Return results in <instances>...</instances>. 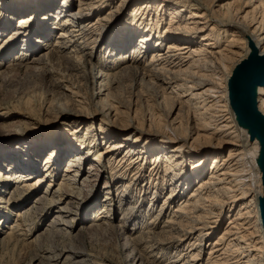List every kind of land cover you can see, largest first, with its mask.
Wrapping results in <instances>:
<instances>
[{
  "label": "bare ground",
  "instance_id": "obj_1",
  "mask_svg": "<svg viewBox=\"0 0 264 264\" xmlns=\"http://www.w3.org/2000/svg\"><path fill=\"white\" fill-rule=\"evenodd\" d=\"M69 3L0 0L1 45L19 55L17 60L32 54L26 65L23 61L15 65L17 69L23 66L25 73L38 74L47 94L56 97L62 106L77 105L76 110H63L65 116H76L72 118L76 120L72 135L80 143L79 149L70 148L73 161L65 170L62 187L54 191L47 188L32 209L19 213L20 219L0 235V252L24 244L35 222L51 215L50 229L42 233L41 240H36L35 258L47 264H88L89 259L115 263L117 259L112 260V254L96 256L87 252L83 234L73 235L69 230L73 227L71 215L78 212L59 206L64 198H69L72 206L82 196L84 184L91 182L88 178L107 175L104 189L110 205H103L105 227L100 231L109 230L106 224L111 225V219H116V207L120 206V224L115 230L109 228L117 239L130 234L120 246L123 264H264V70L245 71L264 57V0H123L118 10H113L114 0H79V12L75 14ZM133 6L135 36L127 29V39L133 38L125 42L119 39L122 35L112 33L114 53L105 64V71L101 68L94 72V65L93 71H86L84 64H92L91 45L113 26L117 30L123 14ZM96 16L99 17L91 24L85 23ZM52 20L60 31L48 48V58L46 54L38 57V48L31 44H38L40 38L48 40ZM16 36L22 37L23 43L8 45ZM155 38L154 47L147 48ZM131 52L130 63L119 74L107 71ZM150 53L149 60L143 63ZM48 61L52 63L49 66ZM29 62L35 65L30 66ZM57 70L59 78L54 80ZM0 82L9 83L1 77ZM63 82L71 83L74 90L60 93ZM88 82L99 88L90 92ZM124 85L130 89L140 86L141 92L146 93L148 105L143 115L148 128L132 123L134 118L130 115L136 118L140 114L133 109L134 103L123 106L114 100V92ZM86 91L91 106L99 99L97 104L101 108L95 114L101 117L98 130L107 146L105 150L102 143H97V135L91 131L93 126L80 129L94 114L80 111ZM162 99L168 106L164 122L153 112L161 110ZM184 105L186 111L182 109ZM177 107L185 115L181 118L179 114L172 120ZM25 113L14 109L18 117L13 126L23 133V139H11L9 143L17 145L3 151L4 162L23 144L33 147L31 150L39 146V151H48L65 142L60 138L42 141L39 133L48 132L45 126L50 121H42L41 126ZM112 113L126 118L120 125H110L106 117ZM10 135L13 137L12 132ZM193 137L196 143L191 141ZM228 149L227 155L220 154ZM56 155V151L51 153L46 164L51 178L60 174ZM92 155L95 164L80 184L77 173ZM106 158L111 172H100ZM27 160L26 166L17 164L15 172L7 173V178L14 176L18 180L13 190L16 195L9 199L13 203L19 201L17 197L28 200L34 190L30 180L35 178L36 171ZM19 171L27 173L18 175ZM189 185L194 188L184 192ZM1 191L0 202H7ZM98 195L99 192L92 195L89 207L98 202ZM54 207L58 208L55 215ZM8 216L9 213L3 216L4 222ZM165 216L166 221L160 226V217ZM100 217L96 212L94 218ZM49 234L61 235L66 241L48 244ZM207 243L210 248L204 256ZM168 254L169 260L162 262L161 258Z\"/></svg>",
  "mask_w": 264,
  "mask_h": 264
},
{
  "label": "rangeland",
  "instance_id": "obj_2",
  "mask_svg": "<svg viewBox=\"0 0 264 264\" xmlns=\"http://www.w3.org/2000/svg\"><path fill=\"white\" fill-rule=\"evenodd\" d=\"M61 1L63 0H58V3L61 4ZM69 3V9L72 13H78L79 12V0H68ZM116 3L113 5V10H118V8L121 6L123 0H114ZM135 10V6L129 8L128 10L125 11V13L123 14V17L121 18L122 21H120L121 26L117 28V30H115V26H113L112 30H107L105 31V33H103L102 35V39L97 42L96 44H92L91 45V50L93 51V57L91 58L92 64L88 63V64H84L85 70L86 71H93V65H94V72L97 71V69H101L103 68V70L105 71L106 69V63L109 61V57L112 56V54L114 53V47H111V43L115 37V35L112 36V33L116 32L117 36H121V38L119 39H123L125 40V42H127L129 39L133 38V36H135L134 34L137 33L135 31L136 27L133 26L134 24V20H133V13ZM108 13V11H107ZM77 15V14H76ZM107 15V14H106ZM31 17V16H30ZM99 16L94 17L92 20H89L87 22H85L86 24H91L92 21L94 22ZM130 19V20H129ZM3 20H0V22H2ZM133 21V22H132ZM52 23H50V27L51 28V36L48 38V40H43L40 38V42H38V44H34L32 43L31 45L36 46L37 52L36 55L39 56H43L46 54V57L48 58L49 56V52L50 49L48 50L49 46L55 41L56 37L58 36V32L60 31V28H56L57 25L55 26L54 21H51ZM129 23V24H128ZM113 25V24H112ZM17 28V26H16ZM31 28V27H30ZM128 29V31L132 32V35L129 39H127L128 35L125 34ZM15 28L12 30V32H14ZM29 30V29H28ZM28 30L26 32H28ZM120 31V33H118ZM122 31V32H121ZM134 32V33H133ZM126 35V36H125ZM264 38V35H263ZM36 38L34 37L33 40H35ZM22 37L16 36L13 37L11 42L8 45L11 44H16V45H20L23 43L22 41ZM32 40V41H33ZM127 40V41H126ZM156 41L155 40L152 41V43L150 45H147V48H153V42ZM26 41H24L25 43ZM34 42V41H33ZM138 43V41H136ZM77 43V42H76ZM12 47V46H11ZM9 48V47H8ZM8 48L4 47L3 45H1L0 43V50L2 49V51H0V77L3 78H7V81L9 82L8 84H3L2 82H0V115L3 118H0V172H2V177H0V191L3 194L4 197L8 198L7 202H0V217L5 216L7 213H9L8 219L6 222H4L5 217H3V220L0 222V235H2L3 233L6 232V230H9V227L11 226L12 223H15L16 220H19V213L25 209L31 208L33 205H36L35 203L38 201V198L40 196H42L45 191L47 190V188H51L53 191L54 190H58L60 189L62 186V179L65 176V174H67V172L65 171L66 168L70 165V162L72 160V155L70 156V148L72 147V149H79V141L77 140V138H75V135H72L74 132V127L75 122L76 121V116H65L64 114V110L63 109H69V111L73 109H77V105L74 106V104H69L67 105V107L62 106L59 102V100L54 97L53 95H49L46 92V89L44 88V84L41 80V78H39L38 74H28L29 72H26V67H21L20 70L17 69V65L21 64V62L23 61V65H26L28 63V61L31 58L32 54H28L25 56V58L22 59H16L19 57V55H14L12 52H9ZM7 49V50H6ZM117 50H121V48H117ZM113 51V52H112ZM112 52V54H111ZM11 53L14 55L12 56ZM31 55V56H30ZM132 55L133 53L131 52L128 56V58L126 57V59L124 61L119 62L117 65L112 64V66L110 67L109 71L110 73H120L123 68V66H125L127 63H130V60L132 59ZM150 54H148V56L146 57V59H144L143 63H145L146 61L149 60L150 58ZM104 61H106L104 63ZM49 63L52 64L51 62L48 61V66ZM80 64V61L78 62ZM104 63V66H103ZM30 66H34L35 63L33 62H29ZM108 64V63H107ZM16 65V66H15ZM95 65L99 66L100 68L96 67ZM60 71L57 70L56 72H54V80H57L59 78V73ZM87 73V72H86ZM62 84V89H58V91H60V93H65L68 94L69 92L73 91L74 89L72 88V84L71 83H67V82H63ZM89 87V91L91 92H95L97 90V88H99V86H93L91 83L88 82ZM125 86V85H124ZM92 87V88H91ZM73 89V90H72ZM141 87L138 86L137 88L134 89H130L127 88L126 86L123 88L118 89V91L114 92V100L119 102L120 105L125 106L127 103H134L136 105V107H133L134 110L138 109L139 110V115L133 116V114H131V118H134V120H132L133 124H140L142 127L144 128H148L149 123L145 120V116L143 115V111L145 113V108H147V98L146 93L145 94H141ZM85 95V99H83L82 101H85L84 103V107L82 109H80L81 112L84 113H93V115H91V118H87L86 120H88V123L85 125L80 126V129H86L87 127L93 126V128H91V131H93V134L97 135L96 141L98 144H103L102 145V150H105L107 148L106 144L104 143V141L102 140V136L100 134V127L101 125V117L99 113L95 112L101 108L99 104H97L99 102V99L97 100V103H95L94 107L91 106L89 100H87V98L89 97V95H87V91L85 92V94L83 93V96ZM58 97V96H57ZM81 100V99H79ZM103 100L108 101V99L104 98ZM139 100V101H138ZM161 102H163L160 105V109H154V113L156 114V116L159 118V120H161V122H164L163 120L165 119V115L166 111L168 109V106L165 102V100L163 101V99L161 100ZM16 106V107H15ZM138 106V107H137ZM13 108V109H12ZM20 108L21 112H26L25 114H27V116H29L31 119H33L35 122H40L41 126L43 125L44 121H50V123L45 126V129L48 130V132L43 133L40 132L39 135H41V140L43 141H49L52 142L57 138H60V141H65L62 145L61 144H55V148H53L52 150H48V151H39L40 149L39 146H37V148L31 150L33 147L31 146H27L26 144L22 145V148H18L15 149V153L11 156L10 159H7L6 162H4V158H3V151L4 150H8L10 148V145H17L16 143L10 144L11 141L13 139L16 138H21L22 137V132H20V130L17 128V126H13V120H15V118H17L18 116H16V114H14V109ZM181 108V107H180ZM179 107H177V110L175 111V113L172 115V117L170 119L174 120L175 118H177L180 114V117L183 118L185 115L184 112H179ZM47 109V110H46ZM183 111H186V106L184 105L182 107ZM36 115V116H35ZM162 117H160V116ZM182 115V116H181ZM43 118V119H42ZM75 118V119H72ZM126 117H122V116H114V114L112 113L111 117H106L108 124L116 126V125H120V123L125 119ZM148 118V117H146ZM71 119V120H69ZM43 121V122H42ZM69 121V123H68ZM57 122V123H56ZM160 122V123H161ZM93 124V125H92ZM164 124V123H161ZM9 127V128H6ZM11 132L13 133V137L10 135ZM61 132V133H60ZM181 132V131H180ZM7 133V134H6ZM15 133V134H14ZM85 133V131L83 132ZM83 133H80L83 134ZM181 135H185V132L182 131ZM44 134V135H43ZM46 134V135H45ZM51 134V135H50ZM195 137L192 138L191 141H194ZM12 139V140H11ZM50 139V140H48ZM194 139V140H193ZM100 140V141H99ZM130 141L133 142L134 138L131 137ZM196 141V140H195ZM194 141V143H196ZM8 142V143H7ZM10 142V143H9ZM74 142V143H73ZM4 144V145H3ZM57 145V146H56ZM106 146V147H105ZM28 148L31 152L27 153V149ZM60 149V150H59ZM68 150V151H67ZM54 151H56V158H54L59 164V171L60 174L58 175H54L52 178L51 176H49V173L47 174L46 172V164L48 162V159L51 156V153H53ZM229 149L225 150L224 152H221L220 154H222V156L227 155ZM34 152V153H33ZM24 159H29L32 163V167L34 168V170L36 171L34 173L35 178L30 180V182L32 184H34V190L29 194V199H23V198H19V201L13 203V201H10L9 199L11 198V196L16 195L13 190L15 189V184L17 183V179H14V176H11L10 178H7V176L9 174H7L8 172H15L16 170V166L20 165V166H26V160L23 161ZM93 158L94 155L88 157V159L85 161V163L82 165V171L80 170V172L77 173V180L80 184L84 183L85 178H87L86 176L88 175L89 172V168L92 167V164H95L93 162ZM53 159V160H54ZM27 160V161H29ZM73 161V160H72ZM79 162V161H78ZM103 169L100 172H111L110 171V163H109V159L106 158L103 162ZM8 164H11V166L9 167ZM18 164V165H17ZM210 161L208 162V167H210L211 165ZM15 167V168H14ZM150 166L147 167V170ZM32 168V169H33ZM146 170V171H147ZM26 171H19V174H26ZM150 171H148L149 173ZM72 175H74V172H72ZM108 176H104V177H93V178H88L89 181L91 182H87L86 184H84V188H83V194L80 198H76L75 201L73 202V205L70 206V199L69 198H64L61 202V204H59V206L62 207H71L76 213V214H72L71 216L73 217V227L72 229L69 228V230L71 231V233L73 235H80L83 234L84 238H85V249L87 250L88 253H92V255L96 256H102L104 255H108V254H112V260H116L117 261L115 263L110 262V261H106L104 259H102L101 261H95V259H89V263H94V264H123L121 262V254H120V246L122 244H124L126 241H128L130 234L126 235V237L124 235H122V237L120 238H115L112 236V229L117 228V225L120 224V220L122 219V208H120V206L116 207V219L112 218L111 220L113 221L111 225H109V223L106 224V229L109 230H105V232H102V230L100 231V229L103 226V222H105V217H102L105 215L106 212H103V205H110L109 201L107 200L108 196L106 194V190L104 189L105 185L107 184L108 181ZM7 181H4L6 180ZM80 179V180H79ZM195 183V182H194ZM193 183V185H194ZM194 187L192 185L187 186L184 189V192H190ZM167 190H165L166 192ZM99 192L98 197L96 198V201H98L96 204H94L93 206L89 207L88 201L91 197H93L92 195H95L96 193ZM21 195V194H20ZM19 194H17V196H20ZM117 193L114 192V196H116ZM88 198V199H87ZM5 200V199H4ZM117 200V197H116ZM115 200V201H116ZM117 203V202H116ZM118 205V203L116 204V206ZM161 205V202H160ZM112 208V206H110ZM173 207H175V205L173 204ZM110 208V209H111ZM156 206L154 208V212L156 210ZM113 210V209H112ZM58 211L57 207L52 208V213L55 215ZM96 212L102 217H100V219H95L94 215L96 214ZM153 212V211H151ZM111 212H109L108 214H110ZM153 213L150 214V216H147L146 219L144 220L147 221L149 220V218L151 217ZM169 215V214H168ZM86 218V221H81L83 218ZM51 215H48V217H43L41 221L37 220L33 226V231L30 233V235L28 237H26L25 243L22 244L19 247H14L13 245L10 246L7 250L5 251H1L0 252V264H47V262H43L40 259L35 258V254H36V242L38 241V239H40V237L44 236L42 233H46L47 229H50L48 226L51 223ZM23 221V220H21ZM160 226L163 225V222L166 221V216L161 218L160 217ZM23 223V222H22ZM27 224V223H24ZM23 224V228H26L25 225ZM116 225V226H115ZM224 223L221 225L223 226ZM113 227L111 230L109 227ZM115 226V227H114ZM145 226V225H144ZM143 226L140 225V228H142ZM83 228V229H82ZM84 230V231H81ZM97 230V232H96ZM115 230V229H114ZM109 231V232H108ZM118 231H119V227H118ZM111 232V233H110ZM123 232V231H122ZM121 231H119V233H122ZM42 234V235H41ZM111 234V235H110ZM60 235V234H58ZM216 236V234H215ZM48 241L47 243L49 244H62L63 242L66 241V238L63 236H57L55 234H49L48 236ZM217 237V236H216ZM60 238V239H59ZM214 238V237H213ZM215 239V238H214ZM37 240V241H36ZM41 240V239H40ZM59 240V241H58ZM43 242H46L45 240ZM57 242V243H56ZM60 242V243H59ZM205 254L204 256H207V252L209 250V245L208 243L206 244L205 247ZM90 251V252H89ZM160 256V254L158 255ZM169 257V254L167 256H164L161 258L162 262H167L169 259L167 258ZM93 261V262H92ZM63 262V261H62ZM60 263V264H64V263Z\"/></svg>",
  "mask_w": 264,
  "mask_h": 264
},
{
  "label": "water",
  "instance_id": "obj_3",
  "mask_svg": "<svg viewBox=\"0 0 264 264\" xmlns=\"http://www.w3.org/2000/svg\"><path fill=\"white\" fill-rule=\"evenodd\" d=\"M252 69V70H251ZM254 71H257V70H264V57H262L259 62H257L256 64H252V65H249L245 68V71L246 73L248 72H253Z\"/></svg>",
  "mask_w": 264,
  "mask_h": 264
}]
</instances>
